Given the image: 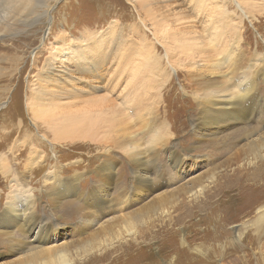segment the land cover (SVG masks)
I'll return each instance as SVG.
<instances>
[{
	"label": "rangeland",
	"instance_id": "374dc122",
	"mask_svg": "<svg viewBox=\"0 0 264 264\" xmlns=\"http://www.w3.org/2000/svg\"><path fill=\"white\" fill-rule=\"evenodd\" d=\"M248 3L258 6L262 0H34L36 14L21 17L0 35V154L10 161L14 153L17 167L31 152L24 143L30 137L48 158L30 172V182L41 188L45 173L59 167L68 187L56 204L40 192L41 214L51 222L48 245L85 240L102 227L151 210L158 198L171 211L154 228H144L146 264H264V233L258 235L255 223L264 214V174L256 173V166L239 177L228 172L227 160L236 161L239 150L247 148L245 122L195 126L198 112L190 95L191 67L211 56L215 32L223 25L244 28L242 46L264 55V15L245 18ZM258 86L259 119H264V80ZM140 104L153 107L154 116L173 127L169 141L180 147L183 163L173 167L163 155L165 183L121 199L123 182L133 187L134 164L110 144L112 128L117 120L132 121ZM66 138L75 141L63 142ZM106 156L117 161L113 184L104 185V195L114 199L89 216L83 196L69 184L84 194L103 185L97 173ZM211 176L214 185L200 201L182 206L178 188ZM11 186V177L0 174V215ZM72 201L81 204L77 212L64 207ZM11 247L0 242V264L20 257Z\"/></svg>",
	"mask_w": 264,
	"mask_h": 264
},
{
	"label": "bare ground",
	"instance_id": "6f19581e",
	"mask_svg": "<svg viewBox=\"0 0 264 264\" xmlns=\"http://www.w3.org/2000/svg\"><path fill=\"white\" fill-rule=\"evenodd\" d=\"M33 1L0 0V35L13 29L14 24L21 17L31 19L30 16L36 14ZM237 8L241 9L239 4ZM242 11H244L245 18L258 20V16L264 15V0L262 4L258 3V6L248 3ZM222 17L226 18V14ZM215 33L216 42H212L210 46L211 56L203 62H195L191 67L190 76L194 87L190 95L196 102L198 112L192 121L200 128L209 126L219 128L222 125L225 126L226 123L244 121L243 139L246 140L244 146L247 148L245 151L239 150L236 161H233L234 158L227 160L228 172L234 177H239L245 170L256 166L258 171L255 172L260 173L262 177L264 174V132L262 131L264 119H259V107L262 102L258 85L264 80V55L258 57L254 51H249L242 46L247 33L242 27H235L231 30L223 25ZM2 48L3 44L0 45V57L3 53ZM241 78L244 80L239 81ZM230 82L233 84H228ZM139 110H141L140 113H137L132 121L117 120L112 128L114 134L110 144L113 148L124 150L134 164L133 187H126L123 182L118 191V194L122 195L121 199L127 197L130 191L136 190L141 193L143 188H155L165 183L166 168L162 164L163 155L168 157L173 167H178L183 163L180 147H175L169 141L173 127L155 117L152 112L153 107L149 108L140 104ZM257 120L259 121L256 126L250 125ZM254 135L258 137L253 138ZM55 136V140L61 143L60 140L63 138ZM41 137L43 140L44 135ZM27 138L24 143L28 142L31 145V152L26 161H21L17 167L14 161L17 156L14 153L10 161L5 153L0 154V174L4 177L10 176L12 184L0 215V242L6 241L12 246L11 248L21 252L20 257L11 264H146L144 253H141L144 241H140V238L144 236L146 229L154 228L160 217L171 211V208L163 207V203H160L158 198L154 200L157 206L153 204L151 210L137 212L130 219L126 217L120 223L102 227L99 231L89 234L85 240L78 239L70 244L56 246L47 244L52 234L51 222L41 214L43 210L40 207V192L46 193L52 203L56 204L64 199L68 187L61 177L60 168L52 166V169L45 173L41 188L30 182V172L39 168L40 163L48 158L43 155L44 150L38 148L36 142L31 144V138L26 140ZM74 139L66 138L63 142H72L75 141ZM215 139L207 140L213 143ZM220 139L223 142L227 138ZM42 140L39 143L41 146ZM116 165L115 157H104L97 173L103 185L90 186L86 194L82 190L79 192L76 183H68L75 187L76 194L83 196L80 200H82V208L87 215L99 213V210L105 208L103 204L106 201L114 199L110 200L104 195L106 194L104 185L113 184ZM212 185H214L213 176L208 179L193 180L189 187L178 188V196L184 198L180 203H183V206L186 201H200ZM81 204L78 205L72 201L66 203L64 207L70 209L71 212L74 210L77 212ZM154 206L158 208L154 209ZM255 223L258 226V235H262L264 214L257 217ZM36 229L37 234L33 236ZM120 242L122 243L119 244ZM187 250L184 249L183 252L187 253ZM113 253L117 254L113 256Z\"/></svg>",
	"mask_w": 264,
	"mask_h": 264
}]
</instances>
